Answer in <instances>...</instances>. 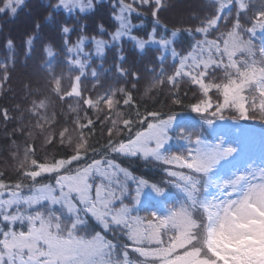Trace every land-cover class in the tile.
<instances>
[{
  "label": "snow or ice",
  "instance_id": "6c2138e0",
  "mask_svg": "<svg viewBox=\"0 0 264 264\" xmlns=\"http://www.w3.org/2000/svg\"><path fill=\"white\" fill-rule=\"evenodd\" d=\"M24 2L4 0L0 13L15 15ZM133 2L151 4V0ZM154 2L152 16L157 18L161 0ZM91 6L92 0L87 4L84 0H58L53 7L68 12L79 8L83 12ZM211 6L215 12L195 29L203 39L196 40L185 56L178 57L172 49V58H179L178 66L174 65L170 75L163 67L159 73L153 70L145 95L165 81L172 88H178L182 81L190 82L202 97L188 105L200 123L211 127L217 119L264 121V46L257 50L252 43L257 30L264 31V8L250 18L249 25L242 22L249 0H211ZM227 9H234L236 14L231 28L209 39L211 32L218 30V22L228 20L230 13L221 16ZM135 11L133 4L120 0L116 17L119 28L112 34L113 41L130 35V14ZM35 27L38 30L40 24ZM62 31L67 34L70 29L63 27ZM188 32L194 37L191 30ZM154 33L147 41L132 39L141 50L146 43H155L167 51L177 36L173 31L171 38L156 40ZM33 39L27 40L29 46ZM84 39L82 36L67 48L69 54H75L68 59L69 73L79 70L70 90L62 88L63 76L54 74L51 46L44 48L50 59L45 60L41 71L51 75L53 91L61 100L79 97L84 105L97 110L104 103L108 113L102 123H111L108 138L104 143L97 142L99 146L90 143L96 122L85 113L87 123L79 117L74 121L79 130L75 144L71 137L67 139L70 155L38 162L34 146L28 145L19 164L21 179L15 184L5 183L0 173V264H264V158L257 164L237 147L225 146L223 140H205L200 131L188 130L196 128L195 124L177 122L175 111L166 114L146 109L141 113L131 92L125 89L119 90L125 107H121L115 92L95 101L83 98L79 83L87 63L81 58L87 55L83 53ZM94 44L97 55H102L105 42L94 39ZM8 47H12V41H8ZM164 59L162 55V65ZM117 71L129 75L122 66ZM217 72L222 76L218 78ZM92 75L95 77L96 72ZM131 75L137 79L136 73ZM213 90L217 94L215 102L210 96ZM172 103L182 105L175 96ZM45 107L44 100L34 103L33 115L38 114L35 109ZM66 133L67 128L59 133L62 145ZM171 141L183 144L174 148ZM54 142L53 135L46 138V143ZM114 155L168 166L164 171L173 179L164 183L172 184L180 197L172 199L162 184L133 177L115 162ZM45 175L55 183H41L38 178ZM129 180L135 184L134 189L129 187ZM145 189L150 191L146 193ZM140 206L146 216L139 215ZM109 232L123 235L125 242L117 244L107 237Z\"/></svg>",
  "mask_w": 264,
  "mask_h": 264
},
{
  "label": "trees",
  "instance_id": "16d2710c",
  "mask_svg": "<svg viewBox=\"0 0 264 264\" xmlns=\"http://www.w3.org/2000/svg\"><path fill=\"white\" fill-rule=\"evenodd\" d=\"M125 3L133 4L136 8V11L130 14L132 37L147 41L149 34L155 30V39L159 40L161 37L171 38V33L177 31V36L168 48L169 52H164L158 45H146L144 50H141L135 42L125 38H121L118 43L112 40V34L119 28L116 17L120 11V0H93L92 9L84 13L68 12L61 8L56 10L53 6L58 4V0H25L15 15L7 11L0 13V65L6 66L0 67V173H3L2 179L5 183L15 184L21 179L19 164L24 159L28 145L34 146L38 162L70 155L72 149L68 147L67 139L71 137L73 145L75 144L79 130L74 121L79 117L82 122L87 123L85 113L96 122L95 136L90 143H104L107 140V128L111 123H102L108 113L104 103H100L97 110L84 105L83 99L79 97H65L61 100L53 91L51 75L47 70L41 71L45 60L50 59L46 57L44 48L51 46L55 53L54 59H51L54 74L63 76L61 86L64 90H70L72 80L79 74V70L69 73L68 59L70 55L75 54H69L67 48L74 46L82 36L85 38L83 53L87 54H82L81 57L87 61L79 83L83 98L95 101L115 92L116 99L121 101V107H125L122 104L123 94L119 91L125 89L131 92L133 101L141 113L146 109L166 114L175 111L178 113L177 122L195 124L196 128L190 127L188 130L200 131L207 141L213 142L221 137L228 139L222 125L230 124L232 119L215 120L212 126H215L217 131L212 134L209 126L200 123L199 116L190 111L188 105L197 103L202 98L198 87L190 82L182 81L178 88H172L165 81V84L153 88L145 95L153 79V70L159 73L163 67L166 75H170L175 71L174 65L178 66L179 58H172V49H175L178 57L185 56L191 51V45L196 40L203 39L195 29L215 12L211 0H161L157 18L152 16L154 0H151L150 5L134 3L133 0H125ZM3 6L4 0H0V7ZM262 8L264 0H251L242 22L250 25V18ZM50 13L51 18H48ZM229 13L228 20L222 18L218 22V30L212 31L209 39H215L231 28V22L236 15L234 9L225 10L221 16ZM37 23L40 24L38 30L35 27ZM100 25H103L102 32ZM63 27H68L69 33H63ZM188 30L194 33V37L189 35ZM29 37H34L31 46L27 44ZM262 37L252 36V43L257 50L264 46ZM94 39L107 43L102 55H97ZM8 41H12L11 48L8 47ZM162 55L165 57L163 65L160 60ZM121 66L129 75L123 76L117 71ZM94 71L95 77L92 75ZM131 73H136L137 79H134ZM216 75L219 78L222 73L217 72ZM174 96L182 101V105L172 103ZM210 96L215 102V90ZM41 100L46 101V107L35 109L38 114L33 115L34 103L39 104ZM132 112H135V108ZM225 115L229 114L226 112ZM235 122L250 126L253 136L260 142L263 141L264 121L257 118ZM38 123L41 127H37ZM64 128H67V133L62 145L59 133ZM84 134L88 135L87 130ZM49 135L54 136L53 144L46 143ZM124 138H127L126 134ZM229 140L234 141L232 137ZM173 146L175 148L177 145ZM113 158L133 177L162 184L172 199L180 197V193L172 184L164 183L173 179L167 177L164 171L168 166L138 157L114 155ZM38 179L41 183H55L48 175ZM30 182L24 180V183ZM128 184L130 188H135L133 182ZM24 191L27 193V189ZM139 215H147L143 206H140ZM107 237L115 240L117 244H123L126 240V237L119 233L109 232ZM133 256L140 259L136 254Z\"/></svg>",
  "mask_w": 264,
  "mask_h": 264
},
{
  "label": "rangeland",
  "instance_id": "374dc122",
  "mask_svg": "<svg viewBox=\"0 0 264 264\" xmlns=\"http://www.w3.org/2000/svg\"><path fill=\"white\" fill-rule=\"evenodd\" d=\"M250 1L251 0H249V2ZM84 2H85V4H87L88 0H84ZM92 6H93V0H92ZM92 6H91V8H86L85 11H83V12H81L79 8H76V9H74L71 12L84 13V12H87V11L91 10ZM60 8L65 10L63 7H60ZM125 15H129V14L126 13ZM118 22H119V20H118ZM255 35H262L263 36L262 38L264 39V31L257 30ZM121 38L129 39V40H132L133 42L136 43V40L132 39L131 35H127L126 34V35H123ZM119 40L115 41V43H118ZM106 44L107 43H105V46H106ZM146 45H157V44H155V43H146ZM164 52H169V51L167 49V51H164ZM177 121H178V119H177ZM226 125L223 124L222 126L224 127L223 131L228 136V139H223L224 137H221L219 140H223L224 143H225V146L231 145V146L237 147L238 150H240L245 157L250 158V159L254 160L257 164H259L261 158H264V145H263L264 138H263V141L260 142L257 138H255L253 136V131H252L253 129L250 126L241 124L239 122L231 121L230 124L226 123ZM209 131H211L212 134H214L215 131H217V129H216L215 126H211V127H209ZM231 137H232V139H234V141H232V142L229 140ZM217 140L218 139L214 140L213 142H216ZM170 143H172L174 145H177L180 142L171 141ZM182 144H183V142L181 141V145ZM177 171H180V169H177ZM183 171L186 172L187 170H183ZM131 182H132L131 180L128 181V183H131ZM149 191L150 190L145 189L146 193L149 192ZM152 195L154 196V194H152ZM141 199L142 200L144 199L143 195H142Z\"/></svg>",
  "mask_w": 264,
  "mask_h": 264
}]
</instances>
